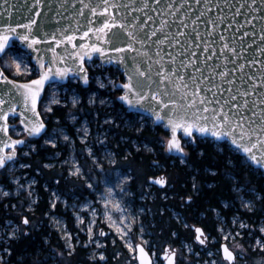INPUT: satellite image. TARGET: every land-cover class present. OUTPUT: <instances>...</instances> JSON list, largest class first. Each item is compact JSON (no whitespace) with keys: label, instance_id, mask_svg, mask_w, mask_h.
<instances>
[{"label":"snow or ice","instance_id":"6c2138e0","mask_svg":"<svg viewBox=\"0 0 264 264\" xmlns=\"http://www.w3.org/2000/svg\"><path fill=\"white\" fill-rule=\"evenodd\" d=\"M3 2L7 4V0ZM194 2L197 5L203 3V8L195 14L194 19H191L194 10L189 0H152L156 7H152L149 0H129L128 3H123L121 0H96L95 3L93 0H79L81 8L76 15L84 17L86 22L82 24L77 19L76 28L71 34H68L67 28L57 29L60 39L55 32L51 34L50 39H42L38 33H42L43 37H49V33L44 31L43 26L37 25L36 19L29 17L26 23L10 22L11 13H8V19L0 21V29H2L0 30V56L6 55V50L12 51L9 42L17 29H25V34L18 35L17 38L38 54L36 67L29 68L20 55L14 56L13 64L17 75L35 72L37 78L26 83H19L9 79L5 74L10 67L6 61L4 67L0 68V85L5 86L0 89V133H3L6 138L0 139V169L6 168L9 162H15L17 145L26 143L25 140H14L9 136V116L16 114L17 105L11 104L7 110H4L2 106L9 103L4 97H11L13 100L20 97L23 110L19 113V117L24 131L29 137L44 138L45 143L55 148L54 136L47 132V126L38 110L41 93L44 91L45 84L52 82L55 85L67 80L70 74L87 85L89 76L85 62H92L93 56L96 55L101 63L116 64L124 69L123 75L126 76L127 81L119 85L123 94L118 99L127 106L128 114L134 118L136 113L148 112L156 124H163L169 130L170 135L162 140L161 144L165 152L178 154L180 163L191 170V188L194 193L198 194L201 190L198 184L207 183L202 179L203 174L212 177L213 181L218 179L227 181L231 200H239L241 206L249 211L253 210L255 201L264 203V189H257L251 185L250 181L241 183L238 171L241 167H245L264 177V61L244 55L252 48L251 44L245 47L243 42L250 33L244 31L239 42L235 36V33L240 32V28L244 25L236 28L232 36L223 34L237 23L235 17L242 15L241 9L247 8L250 12L260 13V19L264 21V0H260L259 5L257 0H244L238 6L236 3H229V0H222V3L221 0H194ZM42 6V0H34V8ZM213 8L219 9L220 14L210 16L209 13ZM84 9H88L91 18L85 16ZM120 9L143 13L145 19L141 20L139 16L133 17L131 22L127 20V17L118 19L116 11ZM226 10L232 12L231 20L226 15ZM149 12L157 13L160 20L155 21ZM40 15L41 11L37 10L35 16ZM167 17L174 19L169 21ZM202 18H204L203 21ZM256 18L252 16L247 23L251 24ZM189 21L194 26L191 32L181 30L189 27ZM149 22L156 23L157 27L145 31ZM200 22L210 26L204 34H201L196 27ZM172 25H176L175 32L172 31ZM221 25L226 27L221 29ZM81 29H83L82 32ZM113 29L121 30L128 42L123 43L120 40V33L113 32ZM77 32L81 33L79 40L83 43H76ZM251 35L255 36L256 33L253 32ZM259 38L264 44V27L260 29ZM53 42L54 47L51 46ZM120 43H123V46H118ZM40 44L50 45L44 50L51 53L48 61H45L43 55H39L41 49L37 45ZM61 45L65 46L63 53L56 50ZM67 45H71L72 51L68 50ZM165 45L167 47H163ZM150 47L155 48L152 54L149 52ZM256 51L264 55V47L257 45ZM110 53H116V55ZM124 53L135 55H124ZM144 64H147L146 69L143 67ZM229 65L232 67L229 68ZM256 65L260 66L256 71H245L246 68L251 69ZM153 66H155L156 80L152 77ZM98 83L101 88L106 86L99 80ZM108 83L113 88L117 87L113 80H109ZM152 84L156 85L155 89L152 88ZM9 85L11 87H8ZM146 88L147 91H145ZM225 93H227L226 96ZM152 101L155 104L151 103ZM79 102L78 95L74 93L71 97L72 105L75 106ZM51 103L59 104L60 100L53 98ZM89 103L93 105L97 103L95 94L89 98ZM99 103L103 105L106 101L101 99ZM46 110L51 112L52 108L48 107ZM72 119L75 120V116ZM143 119L140 117L141 121ZM112 122L110 119L105 120L106 124ZM131 122V120L126 121V123ZM78 131L82 132L84 139L89 135L86 125ZM180 132L183 133V137L178 135ZM61 135L65 141H69L70 137L63 131L56 133V136ZM105 141L106 137L98 140V143L103 146ZM198 142L211 143L216 149V157L206 160L205 153L201 150L197 154L198 160L193 161L186 149ZM4 149H10V151L5 152ZM88 154L93 156L92 148L88 149ZM94 160L102 169L99 160L95 157ZM111 163L115 165L116 161L112 160ZM154 166L159 165L154 162ZM21 167H30V165H21ZM44 167L50 168L53 165L45 164ZM70 174L79 176L81 170L75 167L74 172ZM129 179L131 177L119 173L115 178L105 179V184L111 186L107 187L105 193H101V197L106 210L105 215L109 220H112L110 205L117 212L125 211L115 198L126 192L124 184ZM55 182L60 183L59 180ZM152 182L161 186L167 184V180L163 177L154 179ZM213 186V183H208L209 188ZM87 187L91 189L94 185L88 183ZM8 194V192L3 193L4 196ZM53 195L56 200L60 199L56 193ZM192 199V196H188L185 203L190 204ZM51 207L55 209L56 203L53 202ZM223 207H231V203H225ZM212 210L216 211V209ZM78 219L81 218L78 217ZM125 220H128L127 216H123L119 224L128 228V225L124 224ZM22 223L29 225L28 217L25 216ZM113 223L117 222L113 221ZM134 223L135 217L129 221V224ZM233 223L236 221L234 220ZM240 227L244 228L246 225L241 222ZM17 230L18 226L13 228L8 233V239L17 240L28 235L25 231L18 236ZM117 230L124 231L120 227ZM261 231L264 232V228ZM88 232L89 242H92L91 227L88 228ZM195 233V240L204 245L207 240L204 231L196 227ZM100 235L104 233L101 232ZM66 236L71 238L70 233H66ZM224 238L227 240L228 236ZM256 243L264 251V244H261L260 240ZM129 247L131 248V245ZM137 247L140 253L139 264H152L144 248ZM222 248L224 259L229 264H233L236 255L226 245ZM5 252L10 253V249L5 248ZM175 255V251L165 255L168 264H174ZM99 258L104 260L103 254ZM2 259L0 257V261ZM211 264L216 262L212 261Z\"/></svg>","mask_w":264,"mask_h":264},{"label":"flooded vegetation","instance_id":"af4514ba","mask_svg":"<svg viewBox=\"0 0 264 264\" xmlns=\"http://www.w3.org/2000/svg\"><path fill=\"white\" fill-rule=\"evenodd\" d=\"M97 64H95L94 67L89 64L86 66L89 76V84L87 86H83L79 80L76 79L70 80L64 86H60L67 91L62 97V100L64 101L63 105L52 104L51 112L42 111L41 105L42 118L47 126V132L54 136L56 147L53 148L50 144L45 143V139L41 137L39 139H30L34 142L36 148L34 151L29 149V154H26V156H21L20 154L24 144L20 149H16V159L20 158L25 165H30V167H25V170L23 171L25 177L23 183L26 184L27 181H30L29 186L31 187V192L28 191L29 188H26V190L21 192L17 197L8 200V206L10 207L12 205V208L9 209V211L11 210L10 215L12 216L10 222L14 224L17 223L23 230L21 232L26 231L28 233L27 236H24L25 239H36V241H38L35 249H37L40 264H110L108 254L114 252L113 248L116 241L111 245L109 242L111 231L105 225L99 224V222L93 225L92 231L93 233L96 232V235H91L92 242H89V235H87L89 219L87 218L86 212H81L85 219L82 221V231H80L75 226L74 216L72 218L68 217L72 216L71 213H68L66 217H63V224H58L55 223L56 220L54 218L62 216L60 210L61 206L56 205L55 209L49 208V193L53 190L66 195L67 200L70 202H73L72 195H75V199H78L80 203L87 198L94 199V193L92 191L90 192L86 185L87 182L92 180L93 176L102 178L110 175L113 176V174L118 171L124 172V161L126 157L124 137L126 111L118 100V97L122 92L118 85L124 83L125 79L119 71L113 68H104ZM96 75L115 81L117 87L113 88L108 84L103 90L98 89L93 81V78ZM47 93L45 94L44 100L48 95ZM71 93L78 95L80 101L79 104L75 106L71 104L69 100ZM93 94H95L97 99V103L94 105L89 103V98ZM101 99L105 100L106 103L101 105L99 103ZM73 116H75V121L71 123L70 118ZM109 119L113 122L106 124L105 120ZM83 123L87 125L89 135L86 141L82 143L78 140L82 138V132L78 130L83 127ZM61 131L67 134L69 133L72 136L76 158L83 167L82 175L85 176L84 179L81 178L83 180H80L78 177L71 182H68L69 165L63 164V162L67 160L69 150H67L65 144H62L59 139L55 138L56 133H60ZM105 137L108 138V141L101 146L98 143V140L102 138L104 139ZM85 147L92 148L93 156H85ZM106 148L110 149L111 153L114 155H111V157L108 156L106 154ZM94 157L99 160L102 169L97 166ZM112 160L116 161L115 165L110 164V161ZM173 163L174 159H172L170 164ZM45 164L53 165V167L45 168ZM179 164L181 163L179 162ZM2 170L3 169H0V178L4 175ZM160 176L164 177V175ZM63 179L65 180L63 181ZM57 180L60 181L59 184L55 182ZM3 181L4 180L0 179V182ZM5 184L8 188L14 190L15 186L8 184L7 181ZM82 185H86V187L84 186L81 189L83 195L79 192L80 186ZM67 187H71L74 190V194L66 191L65 189ZM157 189L162 190L163 188ZM42 206H48V208ZM221 207L225 208L223 206ZM227 209H229L230 212L228 215L221 214V211L218 209H216V211L212 210L213 219L216 223H219V221L215 218V212H219V214L226 220H229V218L232 217L233 212H236L235 206L228 207ZM73 210L79 211L77 208H74ZM37 211L38 214H36ZM174 211L173 214L178 215L175 213L176 211ZM36 215L39 218H37ZM25 216L28 217L30 221V224L27 226L22 223ZM14 217L17 218L18 221H16ZM173 218L177 222L183 221V217H180L179 215L178 217L173 216ZM256 221L257 220L252 218L249 213V233H251V236L249 237V264H264V261H258L255 259L256 252H262L260 246L256 243V239L260 240L261 244H264V238L263 236H260L258 231L257 225L259 221L257 223ZM101 232H103L104 235H100ZM20 233L17 235L20 236ZM66 233L71 234L70 239L66 236ZM204 234L207 236L206 241L212 238L210 233L204 231ZM97 244H99V246H97ZM206 245L207 242H205L204 246ZM147 250L150 253L152 252V249L150 248H147ZM177 250V247L165 246L163 250L158 253L159 262L163 264L164 261L161 260L163 254L170 255L171 251H175L176 255L174 262L175 264H179L180 261L178 259ZM69 252H71V255H69ZM95 252H97L96 254H104L106 260L100 262L98 259L91 258L92 255H95ZM8 255L9 252L7 257ZM112 261H115V258H112Z\"/></svg>","mask_w":264,"mask_h":264},{"label":"rangeland","instance_id":"374dc122","mask_svg":"<svg viewBox=\"0 0 264 264\" xmlns=\"http://www.w3.org/2000/svg\"><path fill=\"white\" fill-rule=\"evenodd\" d=\"M13 46L17 47L16 44H14ZM15 55L22 56L25 63L28 64L29 68H34V65L30 62L29 57L26 55L25 52L16 51V50L12 49L11 52L8 51L7 54L4 55L1 59V66L2 67H4L5 61L7 62L8 65H10V67L7 69L6 72H8L13 77H27L29 75H35V76L37 75L35 72H33L31 74H27V75H25V74L17 75L15 72V65L13 64V58ZM88 64L92 65V67H94V65L97 64V62L93 61V62H89ZM98 80L100 82H103L106 85L104 88H106L107 85L109 84L108 83L109 78L96 75L93 78V81L96 84L97 88L100 90H103V88H101L99 86ZM66 93H67L66 89L61 88L60 85H54V86L49 87L48 93H47L48 95L46 96L45 100L42 102V111H47L46 109L48 107L52 106L53 103H51V100L53 98L60 100L59 104L63 105L64 101L62 100L63 99L62 97ZM72 95H73V93H71V97H72ZM71 97L69 99L70 102H71ZM140 117H142V116L135 115L134 118L133 117H131V118L126 117L125 118V125L131 126V128H134L137 126L139 128H142L146 124H150V125L154 126L150 120L143 117L144 119H143V121H141ZM145 119L148 121H146ZM128 120H131L132 122L126 123V121H128ZM74 121L75 120L70 118L71 123H73ZM13 124H15V127H14V129L10 130V133L12 134V136L23 138L26 141V143L24 144V147L20 151L21 156H26V154H29L28 150L30 149L31 151H34L36 146H35L34 142L31 141L22 132V130L19 127L18 122L16 120H13ZM85 125L86 124L83 123V127ZM63 133L67 134L65 132H63ZM67 135L70 137L69 141H65L62 138V135L56 136L55 138L59 139L62 144H65V146H67V150H69L68 151L69 156H68L67 160L63 162V164L69 165V170H68L69 181L68 182H71L72 180H74L75 178H78V177L80 180H83L85 177L84 175H82L83 174L82 173L83 167L81 166V163L78 162V160L76 158V152H75V149L73 148L74 141L72 139L71 134L68 133ZM167 137H168V134L162 140L166 139ZM87 138H88V136H87ZM86 139H84L82 137L78 140H79V142L83 143L86 141ZM107 141H108V138H106V141L104 144H106ZM182 142H184V141L182 140ZM130 143L135 150H137L139 148L138 147L139 145H137V143L135 141H130ZM143 146H145V147H143ZM191 146H195V145H191ZM142 147L145 148V150L148 149V147H146V145H142ZM89 148L90 147H85V149H84L85 156H89V154H88ZM163 152H164V154L169 155V153L164 151V148H163ZM108 153H111V151H110V149L106 148V154H108ZM108 156L111 157V155H108ZM110 164H112L111 161H110ZM21 165H25V163H23V161H21L19 158V159H16L15 162L9 163L6 166V168H4L2 170L4 175L1 176L0 179L4 180L5 182L7 181L8 184H12L13 186H15L14 190H12V189L8 188L5 183H3L4 181L0 182V204L2 203V207L4 206V209L6 208V206H8V202H7L8 200H11L12 198L17 197L21 192L25 191L26 188H29L28 191L31 192V189H30L31 187L29 186L30 181H27L26 184L23 183V180L25 179L24 174H23L25 167H21ZM75 167H79L81 170V174L79 176L70 174L71 172H74ZM118 173L121 175H126L128 177H131V179H129L127 181V183L124 184V187L126 188V192L115 198L117 201H119V203L125 209V211L123 213L117 212V211L113 210L111 208V205H110L109 210H111V213H112V220H109L108 216L105 215L106 210L104 208V202H103V199L101 197V193H105L107 190V187L111 186V185L105 184V179L107 177L115 178ZM8 174H10V175H8ZM107 177L99 178V177L93 176L92 180L87 182V184L92 183L94 185V187L91 189H89L88 187L87 188H88V190H90V192L92 191L94 193V199L87 198L80 203H79L78 199L77 200L75 199V195H72V194H74V190L71 187H69V188L67 187L65 190L72 193L71 195L73 197V200H72L73 202L68 201L67 196L63 195L61 192H56L54 190L51 191V193H49V208L53 209L51 207V204L53 202H55L56 205L61 206L60 210L62 212L61 217L58 216L57 218H54L56 220L55 223H57V221H58V224H63L64 223L63 217H66V215L68 213H71L72 216H68V217L72 218L74 216L76 228L79 229L80 231H82L83 222H81V219L83 221L85 219V217L81 214V212H86L87 218L89 219L88 228L91 227V229H93V225L96 224L97 222H99V224L105 225L111 231V235L109 237V242L111 243V245L114 244V242L116 241L120 245L121 249L126 252L127 257L124 259H122V257H120L119 253H117L115 255V260H119V262L121 261L120 264H137L136 259H135V245L137 243H141L143 246L152 249L151 255H152V259H153V264H161L158 260V253L161 250H163V248L165 246L172 247L173 245L168 244V243H163L159 246L157 243H155L152 239V233L149 230H147V227H146L147 225H145L144 222L142 221V217L145 215L148 217L147 221H150L151 217H152L149 209H146L144 206L139 205L140 203L144 202L146 197H149V198L153 197L151 186H149V185L145 186V188H144L145 191H144V194L142 196H135V193L133 191H131L129 188V185H130L131 180H132V174L130 173V170H127L125 172L118 171V172H115L113 174V176L110 175ZM81 178H83V179H81ZM64 180L65 179H63V181ZM21 185H23V187H21ZM86 185L80 186L79 192L82 195H83V192L81 191V189L84 186L86 187ZM65 190H63V191H65ZM117 191H118V189H117ZM4 192H8L9 194L7 196H4L3 195ZM53 193H56L57 195H59L60 199L56 200V197L53 195ZM75 200H76V202H75ZM237 202H238L237 204H234V202H233L234 206L239 208L243 212L252 213L254 210L257 209V204H256L257 201L254 202L252 211H249L248 209L242 207L239 200H237ZM11 206L9 207V209L12 208ZM74 208H77L79 211H74L73 210ZM123 216L128 217V220H125V222H124L125 225H128V228H124V225L119 224V220ZM173 216L178 217L175 214ZM78 217L81 219H78ZM133 217H135V223L129 224V221L132 220ZM215 218H217V220L219 221V223L216 226L217 236L212 237L208 241H206L207 242L206 246L201 245L198 242L191 243V242H186V241H180L178 246H174V247H177V249H178L177 250L178 251V259L180 261L179 264H211L212 261H215L216 264H227V262L224 261L222 259V257L220 256L219 246L215 247V245L220 244V242L227 243L229 248L231 250H233L238 256H241V252L246 251V249H247L246 243L244 240H241V239L246 237L245 240H247L249 242V237L251 236V233H249V220L244 219L243 217H241V214L236 213V212H233V215H232V217L229 218V220H226L225 218H223L219 214V212H215ZM234 220L236 221V223H233ZM93 221H94V223H93ZM113 221H116L117 223H113ZM258 221H259V223L257 225L258 231H259L260 236H263L264 232H262L261 229L264 228V223H263L264 221H263V219H260V220H257L256 223ZM241 222L244 225H246V227L241 228L240 227ZM9 225H11V227H9ZM17 226H18V230H17V234H18L21 231H23L21 229L20 225H18L17 223L16 224L11 223L9 220H6L2 225H0V240H2V238L5 241H6V238H7V240H9L8 239V233L10 231H12L13 228H16ZM118 227L123 228L124 231H118L117 230ZM135 227H136V229H135ZM221 229H223V231H221ZM243 232H247V233L243 234ZM237 233H239V235H237ZM87 235H89L88 230H87ZM91 235H96V232L93 233V231H92ZM172 236L175 237V234ZM225 236H228L227 240L224 238ZM257 240L258 239H256V241ZM129 245H131V248L129 247ZM4 251H5V249H4ZM96 253L97 252H95L94 253L95 255H92L91 258L98 259L100 262H103L106 260V257L104 254H103L104 260H100L99 257L101 255V253H99V254H96ZM209 253H211V255H209ZM0 257L3 258L1 262H4V263L7 262L6 257L4 256V253H1V251H0ZM235 264H247V263H241L238 260L235 262Z\"/></svg>","mask_w":264,"mask_h":264},{"label":"trees","instance_id":"16d2710c","mask_svg":"<svg viewBox=\"0 0 264 264\" xmlns=\"http://www.w3.org/2000/svg\"><path fill=\"white\" fill-rule=\"evenodd\" d=\"M11 49L20 51L18 47L14 46ZM5 74L19 81H27L35 77V75L13 77L8 72H5ZM126 117L131 118L133 116L126 113ZM165 136H167V133L161 127L150 124H146L142 128L138 126L131 128V126L125 125L124 128L125 154L127 157L124 161V172L130 170L132 174L129 188L135 193V196H142L144 194V188L146 185H149L148 180L150 178L164 175L167 179L166 188L159 190L151 187L153 197H146L144 202L139 204L149 209L152 215L150 221H147L148 217L146 215L142 217V221L147 225V230L152 233L153 241L159 246L163 243L178 246L180 241L195 243L193 227H201L205 232L210 233L211 237H216V226L218 223L213 219L212 209H218L221 211V214L228 215L230 213L229 209L222 208L221 206L224 203H231V206L238 203L237 200H231L228 182L223 179L213 181L212 177L202 174V179L206 180L207 183L198 184L201 190L198 194L194 193L191 188V170L187 166L179 164L177 158L164 154L161 141ZM130 141H135L139 145V148L135 150ZM142 145H146L148 149L145 150L143 148L145 146L142 147ZM187 150L191 154L193 161L198 160L197 154L201 150L204 151L206 160H211L217 155L213 145L207 142H198L195 146L190 145ZM172 159H174V163L170 164ZM154 162L159 166H154ZM238 171L241 183L250 181L251 185L257 189H264V178L258 172H251L245 167H241ZM208 183H213L214 186L209 188ZM188 196L193 197L190 204L185 203ZM250 198L254 199V197ZM256 204L257 209L250 213V215L256 220L262 218L264 221V203L257 201ZM42 207L48 208V206ZM173 211L180 217H183V221L177 222L173 218ZM9 213V206H6L4 209L1 203L0 225L7 219L12 218ZM236 213L241 214V217L249 220V213L243 212L237 207ZM36 214H38V211ZM36 217L39 218L37 215ZM14 219L18 221L17 218L14 217ZM246 233L243 232V234ZM174 234L175 237L172 236ZM245 239L246 237L241 240L245 241L247 249L241 252L239 261L249 264V242ZM37 244L38 241L36 239H25L24 236L17 240H10L7 246L10 249V253L6 264H40L38 252L35 249ZM217 246L218 244L215 245V247ZM113 249L114 252L108 254L110 264H119V260L112 261V258H115V255L119 253L120 257L124 259L127 257V254L117 242ZM255 259L264 261V251L256 252Z\"/></svg>","mask_w":264,"mask_h":264},{"label":"water","instance_id":"95a60500","mask_svg":"<svg viewBox=\"0 0 264 264\" xmlns=\"http://www.w3.org/2000/svg\"><path fill=\"white\" fill-rule=\"evenodd\" d=\"M93 2L95 3L96 0H93ZM121 2L128 3L129 0H121ZM149 2H150L152 7H156V5L154 3H152V0H149ZM243 2H244V0H229V3H236L237 6L239 5V3H243ZM189 3L191 5V8L194 10V14L191 15V19H194L195 18V14H198V11L201 8H203V3H201L200 5H197V4H195L194 0H189ZM221 3H222V0H221ZM257 4L258 5L260 4V0H257ZM33 5H34V0H7V4H4L3 0H0V14H3V15H0V21H2L4 19H8V13H11V21L10 22L26 23L27 22V18H29V17L34 18L37 21V25L43 26L44 31L49 33V37H43L42 33H38L39 35H41L42 39H50L51 34L54 33V32L56 33L57 38L60 39L61 37H60L59 32L56 31L57 29L67 28L69 30L68 34H71V32L74 31L75 28H76V20L77 19H79V21L82 24L86 22L84 17H77V15H76L78 10L81 8L79 0H42V5H43L42 7L34 8ZM29 9H31V11H29ZM37 10L41 11V15L39 17L35 16V12ZM185 10H187V9H185ZM84 12H85V16L91 18V14L88 11V9H84ZM241 12H242L241 16L235 17V20L237 21V23H235L233 25L232 29H229V30L225 31L223 34L226 35V36H232L233 32H234V30L236 28H240L241 25H244V27L240 28V32H236L235 33V36H236L238 42H239V39H240V37H241V35H242V33L244 31H247V32L250 33V35L248 37L244 38L243 42H244L245 47H247V45L251 44L252 48L249 49L248 51H246L244 53V55L245 56H250V57H255L256 59L264 61V55H262L261 53L256 51L257 45H260V46L264 47V44H262V42L260 41V38H259L260 37V29H261V27H264V21H262L260 19V13H258V12L257 13L250 12V10L247 9V8L241 9ZM219 14H220L219 9H215V8H213L212 12L209 13V15L213 16V17L216 16V15H219ZM116 15H117L118 19H123L124 17H127V20L129 22H131L133 17H135V16H139L141 18V20L145 19L143 13L131 12L130 10H125V9H120L119 11H116ZM149 15H152L154 17V20L157 21V22L160 20V17L157 15V13L149 12ZM226 15L231 20L232 12H229V11L226 10ZM252 16H256L257 18L255 20H252L251 24L247 23L248 20L252 19ZM167 18L169 19V21L174 19L173 17H167ZM203 19L204 18H202V21H203ZM177 23H178V20H177ZM155 27H157L156 23L149 22L148 28H146L145 31H149V30H151V29H153ZM193 27L194 26L189 21V27L187 29H181V30L191 32ZM196 27H198V29L201 32V34H204L205 31L210 26L206 25L203 22H200L198 25H196ZM225 27H226V25H221L220 26L221 29H223ZM0 30H2V29H0ZM82 31H83V29H81V32ZM166 31H167V29H166ZM172 31L173 32L176 31V25H172ZM25 32H26L25 29L18 28L17 32L12 35V39L10 40L9 45H10V48H12L13 45L16 44V46L19 48V50L25 52L26 55L29 57L30 62L34 65V67H36V57H37L38 54L33 52L32 49L28 48L26 43L21 42V40L17 38L18 35H23V34H25ZM113 32H119L120 33V40L123 41V43H127L128 42L126 37L124 36V34H123V32L121 30L113 29ZM253 32L256 33L255 36L251 35V33H253ZM80 34H81L80 32L76 33V35H77L76 43L77 44L83 43V41L79 40V35ZM153 39H155V37ZM181 39H183V38H181ZM123 43H120L118 46H123ZM49 46L50 45H48V44L37 45V47L41 49V52L39 53V55H43L45 61H48L51 58V53H48V52L44 51ZM51 46L54 47L55 43L53 42L51 44ZM64 47H65L64 45H61L59 48L56 49L57 52L63 53L64 52ZM67 47H68L69 51H72L71 45H67ZM137 47H139V46L137 45ZM163 47H167V45H165ZM154 51H155L154 47H150L149 48L150 54H152ZM7 52H8V50H6V53ZM110 54L111 55H116V53H110ZM124 55H135V54L134 53H124ZM3 56H0V68H2L1 59H2ZM202 58H203V56L201 57V59ZM93 61L99 62V64L102 67L114 68L117 71H119L120 73H122V75H123L124 69L122 67H119L116 64L101 63V61L97 58L96 55L93 56ZM217 62H221V61H217ZM241 62H243V61H241ZM69 63H71V62H69ZM87 63H89V61L85 62V67H86ZM209 63H211V62H209ZM143 67L146 69L147 68V64H144ZM228 67L231 68L232 65H229ZM259 67H260L259 65H256V66H254L251 69L246 68L245 71H249V72L256 71ZM153 69L154 70L152 72V77H153V80H156L157 78L155 77V66H153ZM237 75H239V74H237ZM123 77H124L125 82H126L127 81L126 76L123 75ZM8 78L9 79H13V78H10V77H8ZM36 78H37V75L34 78H31V79H36ZM31 79H29L27 81H19V80H16V81L19 82V83H26V82L30 81ZM73 79L79 80L76 77H74L72 74H70L67 80L60 81V82L56 83L55 85L64 86L70 80H73ZM79 82L83 86H87L88 85V84L84 85L81 80H79ZM146 83H147V81H146ZM121 84H123V83H120L119 85H121ZM119 85H118V87H119ZM51 86H54L52 82H49V83L45 84L44 91L41 93V100H40V102L38 104V110L39 111H40V104H41V102L43 100L45 92H46L47 88H49ZM4 87H5L4 85H0V89H3ZM8 87H11V86L9 85ZM155 87H156V85L152 84V88L155 89ZM225 87H226V85H225ZM120 90H122V89H120ZM145 91H147V88L145 89ZM122 94H123V90H122ZM226 95H227V93H225V96ZM4 99L9 101L8 104H5V105L2 106L4 108V110H7V108L9 106H11V104H16L17 105L16 114H10V116H9V136H11L12 139H14V140H24L23 138L14 137L10 133V130L14 129V127H15V124H13V120H16L18 122V125L21 128L22 132L28 138H30V139H39V138H41V137H36V136L29 137L27 135V133L24 131V126L22 124H20L19 113L23 110L22 106H21V98L20 97H16L13 100L11 97H4ZM119 102L125 108L126 113H128L127 112V106L124 105L122 101L119 100ZM145 103L147 104L148 102L146 101ZM151 103L155 104L154 101H152ZM135 115L142 116V117L150 120L154 126L162 127V130L165 131L168 134V136L170 135L169 130L167 128H165L163 124H156L154 122V119L151 118L150 113L141 111L139 113H136ZM46 130H47V128H46ZM178 135L183 137V133L182 132L178 133ZM0 139H6L4 137V135H3V133H0ZM22 146H23V144L17 145L16 149H20ZM229 147H231V146H229ZM4 151L5 152H9L10 149H4ZM169 155H171L173 157H177L178 156V154H176V153H169ZM161 177H163V176H160L158 178H161ZM158 178H154V177L150 178L148 180L149 184L152 185V186H155L157 188H164L166 186V184L164 186H161V185H158V184H155V183L152 182L154 179H158ZM193 228L195 230L196 227H193ZM199 228H201V227H199ZM195 235H196V233H195ZM224 245H226L228 247V245L226 243H221V245H220V255H221L222 259L224 261H226L227 264H229V262L227 260H225L224 257H223V248H222V246H224ZM137 246L143 247L145 252L148 253V258L152 261V258L150 256L148 250L141 243H138L135 246V254H136L137 263L139 264V256H140L139 248ZM229 250L232 251L230 248H229ZM161 260L164 261L163 264H168V261L165 259V255L164 254L161 256ZM235 261L233 262V264L235 263ZM0 264H2V263H0ZM174 264H175V262H174Z\"/></svg>","mask_w":264,"mask_h":264},{"label":"built area","instance_id":"2783aa9c","mask_svg":"<svg viewBox=\"0 0 264 264\" xmlns=\"http://www.w3.org/2000/svg\"><path fill=\"white\" fill-rule=\"evenodd\" d=\"M2 240L4 241V239L2 238Z\"/></svg>","mask_w":264,"mask_h":264}]
</instances>
